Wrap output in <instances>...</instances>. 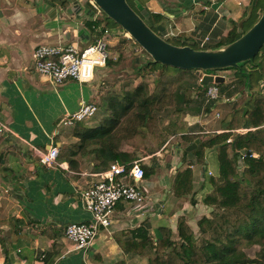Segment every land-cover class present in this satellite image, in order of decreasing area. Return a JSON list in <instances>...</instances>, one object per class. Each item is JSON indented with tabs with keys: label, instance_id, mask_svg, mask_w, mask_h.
<instances>
[{
	"label": "crops",
	"instance_id": "crops-1",
	"mask_svg": "<svg viewBox=\"0 0 264 264\" xmlns=\"http://www.w3.org/2000/svg\"><path fill=\"white\" fill-rule=\"evenodd\" d=\"M253 1L147 0L146 8L140 9L147 17L150 14L164 17L157 26L162 38L214 50L228 38L235 24L241 31L251 14ZM99 18L89 0H0V123L9 129L0 133V264H148L153 253L148 248H141L145 250L141 252L139 239L144 235L137 236L141 233L139 229H145L155 239L161 227L177 232L180 217L194 226L212 211L196 197L195 206L191 205L190 196L177 198L172 190L165 189L163 181L145 179L143 186L147 191L152 188L149 199L141 205L119 203L112 224L100 228L88 250H76L65 237L68 225L92 221V215L84 207L83 194L98 182L96 175L107 169L99 165L94 155L80 159L79 164L75 161L74 168L60 158L56 168H48L41 164L35 150L47 152L56 146L61 151L77 144L79 139L73 136L76 124L73 128H61V122L77 112L82 103L100 99L103 88L100 75L107 73L108 68L98 70L92 83L69 81L57 88L49 78L35 71L33 55L42 45L80 49L92 45L96 39L90 24ZM217 73L226 79V90L221 92L220 99L209 101L198 97L194 107L170 106L173 115L166 125L176 123L180 131L170 136L158 153L142 159L162 158L175 141L168 160L173 165L174 153L179 156L194 144L184 141L183 136L228 132L226 122L213 119L220 118V110L230 112L237 97L233 94L239 93L238 78L230 70ZM259 84L264 90L263 80ZM102 114L101 108L95 118L77 124L97 128L107 115ZM133 150L123 144L122 151L132 154ZM205 159L207 166L202 173L199 165L192 167L194 194L197 183L201 181L205 188L206 175L217 170L215 150H207ZM211 164L214 169H210ZM182 165L183 162H178L177 168Z\"/></svg>",
	"mask_w": 264,
	"mask_h": 264
},
{
	"label": "trees",
	"instance_id": "trees-1",
	"mask_svg": "<svg viewBox=\"0 0 264 264\" xmlns=\"http://www.w3.org/2000/svg\"><path fill=\"white\" fill-rule=\"evenodd\" d=\"M127 2L135 12H138L140 7L146 8L147 0H137V2L127 0ZM251 10L248 21L244 22L241 31L235 24L228 38L223 39L216 49L238 41L248 31L247 29L259 21L264 13V0H254ZM139 11L142 12V9ZM142 17L152 31L161 36L157 26L164 21V17L159 14ZM110 25L104 14L92 22L90 26L94 32V38L96 40L103 38L105 29H110ZM110 37L113 39L114 35ZM168 42L175 46L180 43L181 46L178 45V47H185L188 44L187 41L175 39ZM199 50L203 49L199 48ZM119 51L118 61L122 62L127 58V54L123 50ZM263 52L264 47L251 60V64L259 61ZM112 64L113 61L110 60L108 66ZM147 64L153 71L161 69L163 75L167 76V80H170V84L174 83L175 75L169 72L172 68L152 63V61ZM244 64L247 65L248 62ZM244 64H241L238 69H231L235 71L240 84L242 86L244 84L245 89L251 92L256 87V78H262V75L257 65L245 69ZM244 71L248 74L250 81L247 77L245 78L248 81L243 78ZM168 90L169 87H166L159 95H152L148 84L142 82L136 86L126 87L124 92L109 93L106 108L109 115L105 122L103 121V124L94 129L83 128L82 124H76L73 136L79 141L69 148L62 149L59 154L60 160L69 162L71 168H74L75 161L79 164L80 159L90 155H94L99 165L105 169H108L109 164L113 162L131 164L136 160V155L122 151V147L125 141L137 135V131L143 128H148L151 133L158 131L162 141L165 142L166 138L164 139L161 132L163 128L158 125L159 121L156 117L157 107H163L172 98L175 100L174 105L178 108L182 104L186 105L182 92L176 91L174 97H170ZM246 106L245 108L248 109L246 122L240 123V116L237 113L229 122L230 115L225 121L228 132L211 136L204 141L198 135L182 137L184 141L192 144L196 140H201L193 153L184 151L183 159L194 155L199 162L205 163L207 150H215L217 153V170L213 177L206 179L205 188L209 191L203 200V204L212 209V215L215 209L217 212L215 211L214 216L205 215L197 222L199 235L188 224L185 217H180L177 228L180 242L173 240L176 232L170 228L161 227L155 239L150 237L145 229H139L141 233L137 236L140 238L144 235L143 239H139L140 249L148 248L153 253L148 264H264V99H251ZM166 126L165 131L168 137L177 134L181 129L176 123ZM238 129H247L248 132L234 135L232 131ZM231 138L232 142H229ZM243 152L245 155L242 154ZM241 160L244 165L243 176L239 174ZM182 162L184 164V161ZM192 167L193 165H189L187 169L180 170L176 175L172 190L179 199L194 193ZM153 171L155 169L145 167V179L149 178ZM192 203L196 202L192 201ZM243 241L249 246H260L261 252L258 259L247 257L242 259L238 256L237 246ZM145 250L141 249V252Z\"/></svg>",
	"mask_w": 264,
	"mask_h": 264
},
{
	"label": "rangeland",
	"instance_id": "rangeland-1",
	"mask_svg": "<svg viewBox=\"0 0 264 264\" xmlns=\"http://www.w3.org/2000/svg\"><path fill=\"white\" fill-rule=\"evenodd\" d=\"M139 10H141V9L139 8L138 9L139 13L136 12V14L142 19L143 15H142V12ZM104 16H105V14H104ZM107 21L110 22L111 25L109 28L114 33L113 44L110 47L111 60L113 61V64L111 66L106 67V68H108L107 73L100 75V76H102L101 82L103 84L101 87H103V88H101L102 95H101V93H99V95H101V97L97 101V104H98L99 109L102 108V111H103L102 115L103 116L105 115V113L107 114L106 108L108 106L107 105V99H108L109 93L124 92L126 87H129L131 85L136 86L142 82L148 84L149 89H150V94H152V95H156V94L159 95L160 92L163 89H165L166 87H169L168 94L170 97H174V93L176 91L182 92L183 93V99H184L185 103L191 105L192 107H194L199 102V100H197V99H199L198 97H201L202 99L205 98L204 94H203V92H205V91H204V88L201 87V85H200V82L198 80L199 77L197 76L196 71H194V70L184 71V70H179V69H174V68H172V70L169 69V72H171L173 75H175V81L178 82V84H176L175 81H174V83L170 84V80H167V76L163 75V71L161 69H157L156 71H153V70H151V68H149L147 63H149V62L151 63V61H152L151 57L133 39H131V37L128 34H126L123 31V29L117 23H115L113 20H111L109 18H107ZM252 28H253V26L250 29H247L248 31H246L245 34H247ZM164 40L167 41L168 39L165 38ZM176 45L181 46L180 43H177ZM187 46L192 47L196 51H200L199 50L200 47H198L196 45L194 46V45L187 44ZM119 50H123L127 54V58L122 62L118 61L119 54H120ZM210 50H213V49L207 48L205 51H210ZM261 55L262 56H261L260 60L257 62H254L253 64H251V61H249L247 65L242 63V64H244L245 69L246 68L247 69L253 68V66L257 65L259 68L258 71L262 75V78H259V79L256 78V80H255L256 81V83H255L256 87L253 91H251L252 100L257 99V98H263L264 99V90L261 89V86L259 84L260 81H262V80L264 83V70H263L264 69V52ZM152 63H154V62H152ZM245 63H247V62H245ZM155 64H157V63H155ZM139 69H141L140 72H139ZM98 70H100V69H97L96 73ZM216 72H218V71L211 70V71H208L207 73H209V74L213 73V75H217ZM230 74L234 75L235 71L233 69H230ZM242 76H243V78H245V77L248 78V74L246 73V71H244V75H242ZM257 77H259V76H257ZM184 79H185V81H184ZM248 80L250 81V78H248ZM248 80L246 79V81H248ZM195 81H197V82H195ZM224 86H225L224 83L219 84V87L221 88V92H223V93L226 90V88H224ZM237 87H238V89L236 91H239V93L234 92L233 97L235 98L238 95H240V96L238 99L236 97L235 101H233L231 103L230 112L226 113V111H225L226 109L220 110L219 111L220 118L215 117L216 120L213 119V121H220V122L224 121L225 122V121H227V119L231 115V117L229 119V122H230V120L232 119V116H234L237 113L241 119V120L239 119L240 123H242V121L246 122L247 115H248V113L246 112L248 110V109H246L247 108L246 105H248V103H250L251 100H249L247 102V100L249 99L248 98L249 94L246 93L247 88L245 89L244 84H243V86L240 84V80H238V82H237ZM172 99H173V101H172ZM172 99H170V102L164 104L163 107L157 105L158 107H157L156 117L158 118V121H159L158 125H160L163 128V129H161V132L163 134L164 139L166 138L165 142L162 141L158 131L151 133L148 128L147 129L146 128L145 129L144 128L139 129L137 131V135H135L134 137H132L129 140L124 142L125 145H129V146L133 147V149H134L133 154L136 155L137 160H143L142 158H144L145 156H150L152 154L158 153L164 147V145H166V143L168 142V140H169L168 138L170 136L168 137V133L165 131V128L167 127L166 123H168V120H170L171 116L173 115L172 111L174 109H170V106H174L175 100H174V98H172ZM180 107L184 108V104H182V106H180ZM107 115H109V114H107ZM107 115L103 117L102 121L105 122ZM104 122H102V124ZM61 128H64L63 124L61 125ZM68 128H71V127H68ZM233 133H234V135L242 134L240 132V129L234 130ZM198 136H200L201 140H203V139H207V138L213 136V134H211V135H204V134L201 135L200 134ZM176 143L177 142H175V141L171 142V145L168 147L169 153L163 154L162 158L158 159L157 157H155V158L149 157V159L143 160L142 164H143L144 169H145V167H148L150 169H155V171H153L151 176L149 178H146L147 182H149V181L150 182L151 181L152 182L163 181V183L166 184L165 189L172 190V186H173L174 180L176 178V175L178 174V172L180 170H183L184 167H187L189 165H193V166L199 165L201 170H202L201 173L206 170L205 168L207 165L204 162L203 163L199 162L198 158L194 155H189L185 159H183L184 151H183V154H180L179 156L174 153V156L176 158L173 161V165H170L168 160L172 156V145H176ZM195 150H193L190 153H193ZM182 161H184V164L180 168H177V163L182 162ZM242 162L243 161L241 160L240 164L242 166L240 167V172H239L240 176H243V173H244V165L242 164ZM210 169H214L212 164L210 165ZM212 175H214V174L210 175V173H209L206 175V177H208V178L213 177ZM164 179H165V181H164ZM193 182H194V175H193ZM197 185L198 186L196 187V189H197L196 193L195 194L193 193L189 197V198H191V205L192 206H195L197 203V201L195 200V197L197 198V200L199 199L203 203V200L209 191L206 188L202 187L201 181H199V184L197 183ZM151 189H149V191L147 192L148 199H149V195L151 193ZM193 190H194V184H193ZM172 192H173V190H172ZM192 201H195L196 203L193 204ZM215 211L217 212V210L215 209L213 212V215H212V211H210V216H214V213H216ZM192 227L196 231V233L198 234V231H199L198 225H194ZM173 240L180 242L177 232H176V234H174ZM237 250H238V256L241 257L242 259H244V257H247L249 259H258L260 252H261L260 246H258V245L249 246V245H246V243L244 241L241 242V244H239L237 246Z\"/></svg>",
	"mask_w": 264,
	"mask_h": 264
},
{
	"label": "built area",
	"instance_id": "built-area-1",
	"mask_svg": "<svg viewBox=\"0 0 264 264\" xmlns=\"http://www.w3.org/2000/svg\"><path fill=\"white\" fill-rule=\"evenodd\" d=\"M97 15L103 16L99 7L89 0ZM114 33L105 29L103 38L84 49L76 46L37 47L34 52L35 71L50 79L55 87H61L69 81L79 84H89L95 80L97 69L106 68L111 60L110 47ZM209 101L218 100L221 91L217 84L210 85L204 92ZM99 107L97 102L82 103L73 115L62 120L64 127H73L77 123H86L97 116ZM6 125L0 123V133L8 132ZM245 134L246 131H240ZM37 152V153H36ZM40 162L48 168H56L60 151L54 146L47 152H38ZM144 160V159H143ZM143 160H137L124 165L113 162L109 168L96 175L98 182L91 185L83 194L85 209L92 215L88 223H72L65 229V237L73 243L78 251L88 250L96 239L101 227L108 228L112 224V217L119 203L141 205L147 199V189L143 186L145 169ZM211 175V173H210Z\"/></svg>",
	"mask_w": 264,
	"mask_h": 264
},
{
	"label": "water",
	"instance_id": "water-1",
	"mask_svg": "<svg viewBox=\"0 0 264 264\" xmlns=\"http://www.w3.org/2000/svg\"><path fill=\"white\" fill-rule=\"evenodd\" d=\"M91 1L107 18L117 23L151 57L152 62L174 69L196 71L203 88L226 82L224 77L208 74V71L238 69L242 63L253 60L264 47V13L253 28L233 44L221 49L196 51L190 46L178 47L164 40L136 14L127 0ZM246 93L249 94L248 102L252 98L251 92ZM199 143L197 140L187 151L195 150ZM242 154L245 155V152Z\"/></svg>",
	"mask_w": 264,
	"mask_h": 264
}]
</instances>
